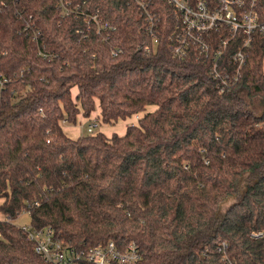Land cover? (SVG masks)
<instances>
[{"label":"trees","instance_id":"obj_1","mask_svg":"<svg viewBox=\"0 0 264 264\" xmlns=\"http://www.w3.org/2000/svg\"><path fill=\"white\" fill-rule=\"evenodd\" d=\"M71 1L108 23L107 41L53 0H0V73L12 78L0 97V264H46L10 222L26 210L70 246L133 243L136 264H225L223 253L264 264V241L251 237L264 230V109L253 108L264 101L263 38L238 90L219 93L208 65L169 54L174 18L162 0H146L155 50L132 0ZM96 106L104 125L142 115L122 135L64 131Z\"/></svg>","mask_w":264,"mask_h":264},{"label":"built area","instance_id":"obj_2","mask_svg":"<svg viewBox=\"0 0 264 264\" xmlns=\"http://www.w3.org/2000/svg\"><path fill=\"white\" fill-rule=\"evenodd\" d=\"M53 1L63 17L82 16L87 31L91 27L97 35H100L102 42L107 41L108 37L102 36V33L109 26L100 18L98 12L86 14L80 5L73 4L71 0ZM132 1L146 23L145 32L151 36L152 50H155L159 43L156 34L158 18L150 10V2ZM162 1L170 6L174 18V25L167 37L171 57L182 61L192 55L208 65L209 74L219 93L238 90L240 73L249 57L254 35L259 34L264 42V2L259 0ZM111 30L114 28L111 27ZM22 32L38 44L39 31L34 25L25 24ZM148 52L150 48L146 47L143 53ZM120 53L119 49L111 51L112 56ZM38 55L42 58L50 57L40 48ZM262 69L264 74V60ZM24 72L25 70L22 69L20 76ZM11 83V77L0 73V97ZM62 122L65 124V121ZM94 127H96L95 123L88 126V134L93 133ZM23 214L29 216V211H23L20 215ZM1 215L0 222L8 221L3 214ZM14 221L10 222L14 224ZM15 226L25 233L27 241L33 245L34 252L46 264H136L140 259L133 243L124 252L118 251L113 242L81 249L66 244L52 227L34 228L30 223ZM251 237L264 241V230L254 231ZM226 246V243H220L223 252ZM222 260L225 264H237L224 253Z\"/></svg>","mask_w":264,"mask_h":264},{"label":"rangeland","instance_id":"obj_3","mask_svg":"<svg viewBox=\"0 0 264 264\" xmlns=\"http://www.w3.org/2000/svg\"><path fill=\"white\" fill-rule=\"evenodd\" d=\"M253 108H254V112L259 113L260 109H264V101L256 99L253 102ZM152 110L153 109L151 107L147 108V111H152ZM139 115H142V113H139ZM130 121H133V120H126L125 123L119 121L113 125H103L100 121V118H99V109L96 106V110L93 113H91L90 119H88V120L83 119V120L79 121V123H77L76 125L64 124L63 122L61 123V125H63L62 127H63L64 131L70 137L76 138V137H79L81 135H87L88 134V132H87L88 126L91 125L92 123H95L96 127L93 128L92 134H94L96 132H103L104 135H106L107 137H110L113 133H117L118 135H122L123 132L121 131V128L123 130V127H125L124 125L129 124ZM125 128H127V126ZM231 202H232V199L230 198V199L226 200L224 203H222L220 205L219 213L221 214L222 212H224V210L231 204ZM26 223H30V219L24 214L20 215L16 219V221H14L15 225H23Z\"/></svg>","mask_w":264,"mask_h":264},{"label":"crops","instance_id":"obj_4","mask_svg":"<svg viewBox=\"0 0 264 264\" xmlns=\"http://www.w3.org/2000/svg\"><path fill=\"white\" fill-rule=\"evenodd\" d=\"M140 116L141 115H139V114H137V115H133L132 117H130V118H128V119H126V120H133V121H130L129 122V124H125L124 126L126 127V126H129V125H135L136 123H137V121H138V119L140 118ZM81 120H83V118H82V116L80 115V116H78V123H79V121H81ZM126 120H124V121H121V122H123V123H125L126 122ZM104 125V124H103ZM125 127H123V130H122V128H121V131L124 133V131H125ZM121 132V133H122ZM3 201H2V199L0 198V204L2 203ZM28 218H29V216L28 215H26ZM2 218V215L0 214V219ZM30 219V218H29ZM16 221V220H15ZM14 223V222H13Z\"/></svg>","mask_w":264,"mask_h":264}]
</instances>
